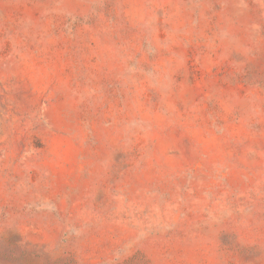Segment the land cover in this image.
Instances as JSON below:
<instances>
[{
    "label": "rangeland",
    "instance_id": "rangeland-1",
    "mask_svg": "<svg viewBox=\"0 0 264 264\" xmlns=\"http://www.w3.org/2000/svg\"><path fill=\"white\" fill-rule=\"evenodd\" d=\"M0 264H264V0H0Z\"/></svg>",
    "mask_w": 264,
    "mask_h": 264
}]
</instances>
